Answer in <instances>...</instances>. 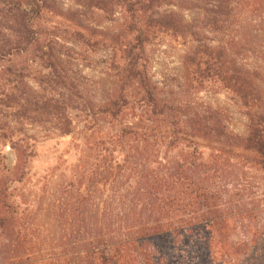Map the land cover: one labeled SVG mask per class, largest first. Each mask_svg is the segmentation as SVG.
<instances>
[{
  "label": "trees",
  "instance_id": "trees-1",
  "mask_svg": "<svg viewBox=\"0 0 264 264\" xmlns=\"http://www.w3.org/2000/svg\"><path fill=\"white\" fill-rule=\"evenodd\" d=\"M96 13L111 28L83 25ZM159 34L186 47L178 93L148 72ZM36 116L57 136L81 123L89 153L37 192V234L0 158L4 264H264V0H0V143L23 156Z\"/></svg>",
  "mask_w": 264,
  "mask_h": 264
},
{
  "label": "rangeland",
  "instance_id": "rangeland-1",
  "mask_svg": "<svg viewBox=\"0 0 264 264\" xmlns=\"http://www.w3.org/2000/svg\"><path fill=\"white\" fill-rule=\"evenodd\" d=\"M95 16L94 20L89 19L92 23L86 21L83 22V25H89L98 31H103L105 27L111 28V24H108L100 13H96ZM56 20V23L61 24L62 21L60 19ZM68 41L65 39L60 44L70 49H75L77 52L82 50L79 47L80 45L73 41L68 43ZM146 49L149 59L148 72L152 80L157 85L164 86L165 89L176 93L180 92L181 90L178 86L183 71H181L182 67L179 62L184 58L186 52L184 41L177 39V37L159 34L157 40L152 45L147 46ZM103 51L104 48H100L95 54H85L87 61L81 67V71L88 81L99 82L104 78L102 73L99 72L105 69L110 52L107 50ZM34 67L37 68V66ZM102 85L103 87L106 86L104 82H102ZM212 91L214 92L207 89L194 96L197 95L205 99V101L213 102L220 107L231 110L228 94L224 91ZM18 95H21L19 103L24 104L26 96L22 92H19ZM186 96L193 98V92L188 93ZM16 109L9 111V113L15 112ZM36 118L37 116L34 117L33 122L23 127L22 133H15L19 138L27 139L20 144V146L24 147L23 156H19V153L22 154L21 151L14 150L9 141L0 143V158L4 157L5 166H7L4 170L2 168V171L10 181L7 192L10 196L9 199L19 206L18 212L21 213L20 224L32 222V225L29 226L30 232H35L32 234H37V226L33 222V217L37 219V192L48 185V181L51 184H57L60 181L72 180L73 176L77 175L79 163L89 153L87 151L88 135L83 132L81 123L78 124L77 130L78 132L82 131V133L76 132L72 136H57L56 132L39 128ZM8 119L11 122L13 120L12 117ZM238 123L239 121L236 122V125ZM7 168L10 169V173L5 172ZM8 241L9 238H3L0 231V251L6 246ZM35 246L37 247V244ZM2 263L4 264V259L0 255V264Z\"/></svg>",
  "mask_w": 264,
  "mask_h": 264
}]
</instances>
